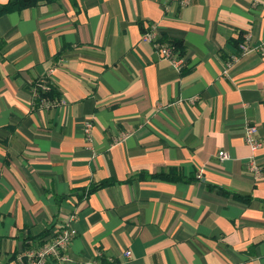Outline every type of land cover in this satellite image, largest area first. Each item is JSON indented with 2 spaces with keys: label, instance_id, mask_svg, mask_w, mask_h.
I'll list each match as a JSON object with an SVG mask.
<instances>
[{
  "label": "crops",
  "instance_id": "0c3cea01",
  "mask_svg": "<svg viewBox=\"0 0 264 264\" xmlns=\"http://www.w3.org/2000/svg\"><path fill=\"white\" fill-rule=\"evenodd\" d=\"M148 31L182 40L186 65ZM0 39V264L71 215L67 258L46 264H264V174L248 168L264 171V0L40 1L1 15ZM50 68L60 102L43 107Z\"/></svg>",
  "mask_w": 264,
  "mask_h": 264
},
{
  "label": "built area",
  "instance_id": "2783aa9c",
  "mask_svg": "<svg viewBox=\"0 0 264 264\" xmlns=\"http://www.w3.org/2000/svg\"><path fill=\"white\" fill-rule=\"evenodd\" d=\"M154 39L155 35L152 31L144 33L142 37V40L148 43L153 42ZM249 41L250 33L245 35V41L240 44V54H246L252 50V46L249 45ZM154 43L156 42L154 41ZM156 47L158 48L161 56L168 58L172 65H174L176 68L182 69L186 65V59L169 43L158 42L156 43ZM258 50H262L264 52V46L259 47ZM238 57L239 54L232 55L228 64L238 59ZM53 72L54 68H50L46 75H42L36 80L34 95L39 99L40 106L50 107L55 106L60 102L52 100L47 96L40 97L41 91L49 92L52 89L53 82L50 77ZM92 128V123L90 121H86L85 132L88 136V139L92 138ZM127 136L128 135L125 134L124 137H120V140L125 139ZM245 139L254 152L263 146V141L259 136V128L255 124H248L246 126ZM218 155L221 160H225L230 157L228 152L225 150H220ZM248 167L256 179L262 178L264 174L263 166L256 161L255 157L249 159ZM75 220L76 217L73 215L67 217L62 230H60L56 235L50 237V239L45 243H42L37 247L27 249L26 251L19 254L17 257L18 261L22 264L26 262H28V264H46L51 259H66V251L76 234V230L72 227V224L75 222ZM126 254L130 256L131 251H127ZM25 260L27 261L25 262Z\"/></svg>",
  "mask_w": 264,
  "mask_h": 264
},
{
  "label": "trees",
  "instance_id": "16d2710c",
  "mask_svg": "<svg viewBox=\"0 0 264 264\" xmlns=\"http://www.w3.org/2000/svg\"><path fill=\"white\" fill-rule=\"evenodd\" d=\"M40 1H49V0H9L8 2L4 3V4H0V16L10 13L12 11L15 10H22L24 8L36 5L38 2ZM73 2L75 3V0H73ZM169 44L172 45L175 49H177L178 51H180L181 53H183L184 51V43L182 40L179 39H169L168 40ZM4 45V41L2 39H0V49L2 48V46ZM34 84H36V81L34 82ZM35 87V86H34ZM53 91V86L52 89L49 92H40V97H44L47 96L49 97V94L52 93ZM156 177H160L163 179H169V180H178L180 179V176H175V175H170V174H165V173H161L158 174ZM111 180L109 181H104L102 183V185H106L108 183H110ZM92 187L91 190H93ZM223 193H227L226 191H223ZM235 198L237 199H242L243 201H248L249 197L243 196V195H239V194H234Z\"/></svg>",
  "mask_w": 264,
  "mask_h": 264
},
{
  "label": "rangeland",
  "instance_id": "374dc122",
  "mask_svg": "<svg viewBox=\"0 0 264 264\" xmlns=\"http://www.w3.org/2000/svg\"><path fill=\"white\" fill-rule=\"evenodd\" d=\"M249 168V167H248ZM250 171V170H249ZM253 175V174H252ZM254 177V176H253ZM263 177V176H262ZM255 178V177H254ZM256 179V178H255Z\"/></svg>",
  "mask_w": 264,
  "mask_h": 264
}]
</instances>
